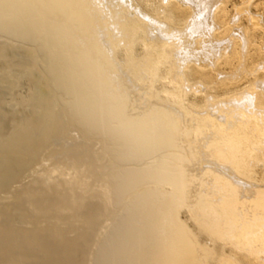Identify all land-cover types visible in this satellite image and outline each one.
I'll use <instances>...</instances> for the list:
<instances>
[{"label": "bare ground", "instance_id": "1", "mask_svg": "<svg viewBox=\"0 0 264 264\" xmlns=\"http://www.w3.org/2000/svg\"><path fill=\"white\" fill-rule=\"evenodd\" d=\"M223 3L0 0V264H264V79L190 98L264 69Z\"/></svg>", "mask_w": 264, "mask_h": 264}, {"label": "rangeland", "instance_id": "2", "mask_svg": "<svg viewBox=\"0 0 264 264\" xmlns=\"http://www.w3.org/2000/svg\"><path fill=\"white\" fill-rule=\"evenodd\" d=\"M150 1H157V0H150ZM241 1L242 0H224V3L220 6L221 8L223 7L224 9H226V11H228L227 13H228V15H230V14H232L233 13V11H234V7L236 6V5H239L240 3H241ZM243 1H247V0H243ZM250 10L253 12V13H255V14H257V15H259V16H261L260 18L262 19V25H258V26H256L255 27V29H254V27H250V31L253 29V31H251L252 32V36H253V41H252V43L254 44H251V46L250 47H252V48H249V50H248V55L249 56H247V60H246V64H247V66H248V68H250V69H253L254 68V66L255 65H257V64H260V62H262V60H263V62H264V47L262 46L263 44H264V0H251V4H250ZM258 12V13H257ZM260 12V13H259ZM230 18V17H229ZM228 18V19H229ZM248 21H247V15L246 14H243L242 16H241V18H240V20L237 22V24L238 25H240V23L242 24V25H244V26H249V23H247ZM263 28H262V27ZM224 28V29H223ZM228 28H230L229 27V25L228 24H225L219 31H220V33H219V31L217 32V33H219V34H221V33H224ZM261 28V29H260ZM254 30H256V31H254ZM254 33V34H253ZM254 39H255V41H254ZM255 42V43H254ZM261 42V43H260ZM258 44V45H257ZM258 46V47H257ZM260 47H261V49H260ZM262 50V51H261ZM251 53V54H250ZM262 54H263V56H262ZM250 55H251V57H250ZM225 57V56H224ZM226 57H227V59H226ZM226 57L225 58H223V60H221V62H220V64H224L225 66H224V69H222V70H220L221 72L223 71L224 73H228L229 74V71L230 72H232L233 71V68L232 67H229V66H235L236 65V58H235V55L234 54H232V53H230V55L228 54V55H226ZM231 58V59H230ZM224 59L226 60L225 62L226 63H224ZM253 59V60H252ZM260 59H261V61H260ZM231 60V61H230ZM250 60V61H249ZM230 61V62H229ZM229 63H231V65L229 64ZM227 65H229V66H227ZM213 70V69H212ZM211 70V68H207L206 70H203V75H205L206 77H207V81L205 82V84L207 83V85H205V91L203 92V93H201V92H199V91H197V94L195 93V94H192V92L190 93V98H191V100H193V101H195L196 100V102L197 103H200L201 102V100H202V97H204L203 95L204 94H206V93H210L211 91H213V92H215L216 94H222L223 92H226V91H233V90H236V89H240L239 87H241V88H244V87H252L254 84H255V82H256V80H258V81H260L261 79L263 80L264 79V69H259V70H257V72L255 73V74H250V75H248V74H246V73H243V74H241V76L239 77V78H237V79H235V81H233V80H231V79H229L228 81H227V79L226 80H223V81H219V79H217L218 77V74H219V67H217V69H215V71H212ZM261 70V71H260ZM210 74V75H209ZM216 75V76H215ZM244 75V76H243ZM248 75V76H247ZM252 75V76H251ZM209 76V77H208ZM214 77V78H213ZM244 78V79H243ZM255 78H256V80H255ZM211 79V80H210ZM216 79H217V82L218 83H216ZM241 79V80H240ZM212 81H214L213 83H212ZM236 81H238V84L236 83ZM220 82V83H219ZM226 82V83H225ZM231 82V83H230ZM254 82V83H253ZM223 83V84H222ZM230 83V84H229ZM233 83H235V84H237V86L236 85H234ZM209 84V85H208ZM234 85V86H232V85ZM224 85V86H223ZM227 85H229V86H227ZM232 87H231V86ZM239 85V86H238ZM223 86V87H222ZM226 87V88H225ZM217 88H219V89H217ZM223 89V90H222ZM219 90V91H218ZM222 90V91H221ZM198 92H199V94H198ZM193 95V96H192ZM198 97H197V96ZM195 97V98H194ZM261 100H263V99H261ZM16 117V118H15ZM11 120H13V121H17V116H15V114H12V116H11ZM260 169V167L258 168V167H256L255 168V172H256V177L257 178H260V177H262V171H260L259 170ZM21 190V191H20ZM23 189H22V187H20V186H17V191H19V192H21V193H23L24 192V190L22 191ZM34 196H36V194H37V192H35V193H32ZM33 196V197H34ZM39 198H40V196H39V193H38V195H37ZM0 200L1 199H3V198H5L6 197V195L5 194H0ZM38 197H34V198H38ZM9 209H7L6 210V214H7V212L10 214V216H13V214H14V212H11V210H9ZM1 212H3L1 209H0V213ZM2 214V213H1ZM0 214V215H1ZM8 214V215H9ZM14 217H15V214H14ZM2 221V222H1ZM4 221H3V219H1L0 220V223L2 224ZM4 224V223H3ZM41 225L43 224V223H40ZM15 234V233H14ZM13 233H12V235L10 236V234H4V236L3 237H11V238H14L15 236H16V234L14 235ZM41 237V238H40ZM39 238H38V241L39 242H45L44 240H46V238L44 237V240L42 239L43 238V236H40ZM41 240V241H40ZM43 240V241H42ZM47 250H52V247H49V248H47ZM13 255L15 254V256L16 257H18L20 260L22 259L23 260V256H19V254L15 251V250H11L10 251ZM3 253H4V255H3ZM0 256H1V258L4 260V257H2V256H5V250L4 249H0ZM0 258V259H1ZM0 260V261H2V262H4L3 260ZM25 259V258H24ZM247 262V263H246ZM245 263H243V264H260V263H258V262H252V261H246ZM16 263H18V264H20L19 262H16ZM15 263V264H16Z\"/></svg>", "mask_w": 264, "mask_h": 264}]
</instances>
